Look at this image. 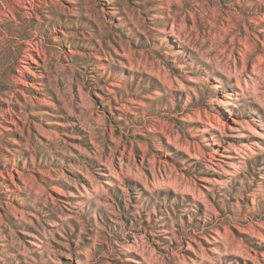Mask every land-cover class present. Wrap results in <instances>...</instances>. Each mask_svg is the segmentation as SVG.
Wrapping results in <instances>:
<instances>
[{"label": "rangeland", "instance_id": "obj_1", "mask_svg": "<svg viewBox=\"0 0 264 264\" xmlns=\"http://www.w3.org/2000/svg\"><path fill=\"white\" fill-rule=\"evenodd\" d=\"M0 264H264V0H0Z\"/></svg>", "mask_w": 264, "mask_h": 264}]
</instances>
